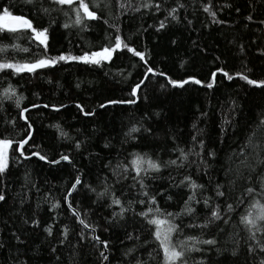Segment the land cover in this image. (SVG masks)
Instances as JSON below:
<instances>
[{"label": "snow or ice", "instance_id": "snow-or-ice-1", "mask_svg": "<svg viewBox=\"0 0 264 264\" xmlns=\"http://www.w3.org/2000/svg\"><path fill=\"white\" fill-rule=\"evenodd\" d=\"M19 3L27 13L21 8L17 14L14 0L0 7V77L8 81L0 87V264H88V256L94 257L92 264H264V109L245 125L243 146L225 150L239 127L243 106L238 93L218 98L219 107L211 99L225 80L238 79L264 90V66L259 68L260 78L254 75L257 68L250 66L253 48L256 58L264 59V0H245L246 15L233 0ZM233 11L240 22L231 38L221 33L225 51L212 55L216 49L205 38L213 29L232 28L235 20L224 19L222 13L231 16ZM148 19L153 23L148 24ZM102 25L106 27L101 44L79 54H51L53 32L62 28L79 34ZM173 25L197 34L182 37L183 42L190 41L194 55L192 61L179 58L180 67L194 66L197 57L208 62L211 55L202 75L186 71L173 77L158 70L148 51L138 47L145 33H170ZM18 40L35 45L31 59L8 58L10 51H30ZM170 44L181 47L176 38ZM129 54L135 58L130 60L132 67L142 71L136 72L135 81L124 77L128 96L107 98L92 109L75 102L78 115L73 118H93L97 109L138 105L141 99L149 102L148 81L155 76L163 77L153 82L161 94L188 85L209 90L207 105L195 107L187 132L169 128L162 112L145 110L139 119L129 114L118 129L93 122L90 129L75 128L73 135L61 123L49 124L56 130L51 155L30 150L39 148L31 110L48 109L59 115L68 105L22 106L25 97L11 83L12 77L72 63L85 70L102 69ZM229 55L240 61L238 70L226 67ZM76 87L80 88L79 82ZM18 121L25 127L18 129ZM209 124L218 129L215 137ZM38 162L49 166V171L61 164L71 166L74 178L60 189L59 197L48 177H40Z\"/></svg>", "mask_w": 264, "mask_h": 264}, {"label": "trees", "instance_id": "trees-1", "mask_svg": "<svg viewBox=\"0 0 264 264\" xmlns=\"http://www.w3.org/2000/svg\"><path fill=\"white\" fill-rule=\"evenodd\" d=\"M10 0H0V7L8 4ZM17 7L14 9L19 14L21 8L27 13V8L19 3V0H14ZM221 2V0H217ZM233 2L241 7L243 14H247L245 0H233ZM222 17L228 20H235L232 28L211 30V35L206 36V40L210 43V46L216 49V52L212 55L219 54L225 51L223 46V36L221 33H228L231 38V33L235 31V26L240 21L236 20V14L233 11L230 16L227 12L222 13ZM123 19V18H122ZM242 19V16L240 17ZM61 21L63 18L61 17ZM148 24L153 23L151 19L147 20ZM139 22H137V26ZM106 26H93L91 29L85 32L77 34L75 30L67 31L59 29L53 32L51 35V54L56 55L60 51L72 52L73 54H79L83 49L92 48L94 45H99L103 42L105 35L104 28ZM255 26L253 25V28ZM128 29H125L127 32ZM246 31V30H245ZM174 33V36H173ZM192 36L196 37V33L184 32L182 26L173 25L172 32L156 34L153 30L144 34V37L139 40L138 47L141 50H147L150 59L157 66L158 70L169 72L173 77L183 76L186 71L196 72L203 74L207 71L210 66L211 55L209 56L208 62L197 57L193 63H188L185 67H180L179 58L185 61H192L193 50L189 47L190 41L185 43L182 37ZM250 35V34H249ZM176 38L181 41V47L170 44V40ZM135 39V37H134ZM71 41V43H69ZM22 48L30 47L26 40L16 41ZM247 44V37L245 38ZM37 49L33 44L30 47L29 52H23L20 50L10 51L7 55L8 58H14L17 61H24L32 58V53L36 52ZM2 58V57H0ZM223 59V58H222ZM228 63L226 67L229 70H238L240 68V61L234 60L229 55L227 57ZM130 60H135L129 55L123 56L119 59L114 58V63H110L101 68H94L91 70H85V66L72 64H62L55 68L39 69L38 74H21L23 78L12 77L11 83L17 88L19 93H22L25 97L22 101V106H30L32 103L43 104V103H55V104H66L68 109H61V113L58 115L48 109H36L31 110V119L35 121V144L39 145V148L33 146L31 151H43L51 155V146L53 143L52 137L56 134L54 128L48 127L49 124L61 123L65 128V131L71 132L75 135L74 129L77 127L87 126L89 129L92 123L95 122L97 125L103 127L107 125L109 129L113 127L119 128L121 121L127 122L129 114H132L139 119L145 110L149 112L160 111L162 114L168 117V127L173 126L183 129L185 132L188 131L194 114L195 107L199 104L202 106L207 105L210 93L209 90L200 88L195 85H188L186 89H168V94H161L158 85H154L153 82L157 79L163 81V77H151L148 81L149 88L148 92L152 96V99L145 103L142 99L138 101V105H117L110 106L107 110L97 109L98 115L93 118L79 117V121L74 119V115H78L75 109V102H80L86 109H92L97 106L98 103L103 102L107 98L127 97L128 92L126 90L127 82L124 81V77H128L129 80L135 81L138 79L136 72L142 71V69L133 68ZM255 66L257 71L254 75L257 78L261 77L259 68L264 66V59H257L255 55V49H252L251 64ZM108 72L109 76H105L104 73ZM121 73V74H117ZM129 73L132 75L129 76ZM117 81H121L117 83ZM7 80L0 77V87H4L7 84ZM80 83V88L76 87L77 83ZM153 88L156 89L153 92ZM125 89V91H121ZM233 93H238V98L243 106V111L239 117V127L235 130V135L231 136L224 145L225 150L231 147H242L243 140L246 136L245 125L251 120L257 118L258 113L264 109V90L254 88L246 85L243 81L235 80L234 82L223 81L217 87L216 93L211 97L212 103L217 104V100L225 99ZM38 94V95H37ZM143 97V92L141 93ZM158 97V98H157ZM156 106V107H153ZM217 107L219 105L217 104ZM15 109L12 110V115H15ZM155 119V117H153ZM212 119L219 120V116H213ZM67 125H72L70 129ZM17 127H25L23 121H18ZM204 127V125H201ZM209 133L215 137L218 134V129L213 125L208 126ZM230 131H232L230 129ZM235 142V143H234ZM221 158L224 157V152H221ZM77 163L80 162V157H74ZM167 158V157H165ZM36 158H33L35 161ZM42 165L40 171V177H48L51 181L53 188V194L59 197L62 195L60 189L65 188L68 185L70 178H74L75 173L71 169V166L65 167L61 164L59 168L53 166L52 170L49 171V166L43 165L42 162H38ZM86 163V162H85ZM36 166V165H33ZM219 165H217L218 167ZM47 208V205H44ZM172 211L173 208H169ZM47 218V217H45ZM62 219L66 223L69 222L70 218L62 216ZM91 219L96 220L97 217ZM102 223V220L100 221ZM107 235V234H103ZM115 239V237H113ZM67 257V253H65ZM94 257L88 256V264H92Z\"/></svg>", "mask_w": 264, "mask_h": 264}]
</instances>
